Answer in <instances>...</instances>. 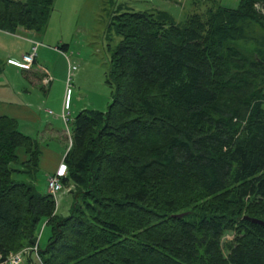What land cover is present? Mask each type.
Returning <instances> with one entry per match:
<instances>
[{"label":"trees","instance_id":"trees-1","mask_svg":"<svg viewBox=\"0 0 264 264\" xmlns=\"http://www.w3.org/2000/svg\"><path fill=\"white\" fill-rule=\"evenodd\" d=\"M53 1L0 0V30L40 33ZM203 3L112 15L111 101L72 120L68 214L35 186L38 140L0 115V262L37 242L25 264H264V0Z\"/></svg>","mask_w":264,"mask_h":264},{"label":"rangeland","instance_id":"rangeland-1","mask_svg":"<svg viewBox=\"0 0 264 264\" xmlns=\"http://www.w3.org/2000/svg\"><path fill=\"white\" fill-rule=\"evenodd\" d=\"M234 8L239 0H217ZM46 27L39 34V51L29 71L7 67L0 54L3 69L0 73V115L16 119L18 129L37 139L41 155L37 165L35 186L46 191L51 168L62 162L70 144L72 120L82 109L104 111L111 101V87L105 82L111 53L121 37L110 27L112 15L122 11L150 9L167 11L176 22H183L193 12H204L203 0H54ZM208 1H206L207 3ZM27 30V29H26ZM34 33V32H33ZM8 37L0 33L4 43ZM9 40V39H8ZM22 39H12L15 50ZM11 45V44H8ZM34 45V44H33ZM66 46V48H65ZM44 47L43 49H41ZM29 47L26 48L27 51ZM32 47L27 51L31 52ZM68 60L76 66L69 82ZM49 69L52 80L45 84ZM67 98L68 104L65 101ZM67 108H64L65 105ZM65 114L67 121L62 117ZM20 160L26 158L23 147L17 148ZM55 172V171H54ZM53 172V173H54ZM13 177L27 180L24 173ZM58 214H68L71 196L60 193L56 202ZM50 227L42 224L38 244L44 247ZM225 233L223 241L231 239ZM25 264V261L21 262Z\"/></svg>","mask_w":264,"mask_h":264},{"label":"built area","instance_id":"built-area-1","mask_svg":"<svg viewBox=\"0 0 264 264\" xmlns=\"http://www.w3.org/2000/svg\"><path fill=\"white\" fill-rule=\"evenodd\" d=\"M37 45H38V43L36 42L34 44V46L32 47V51L24 53L22 55V59L20 61L8 59L7 62L9 64L15 65L21 69L30 68L32 63L35 60V57H36ZM67 64H68V69H67L68 80H67V82H69L72 75L74 74V72L76 70V66H74V64H72L69 60H68ZM50 80H51V77L48 75V73L45 74V78H44L43 82L45 84H47L50 82ZM64 108H66V106H64ZM62 117L66 121L68 120L65 117V114H63V113H62ZM65 175H66V165L63 162H61L58 165V168L55 170V172L47 176L46 188H47V191L53 195L55 203L57 202V199H58V196L60 193L68 192L71 188V186L64 187L62 182H61V178L64 177ZM30 254H33L39 260L37 242L33 246H28V247H25V248L19 250L18 252L9 254V256L5 260L1 261L0 264H21L23 259L27 255H30Z\"/></svg>","mask_w":264,"mask_h":264},{"label":"crops","instance_id":"crops-1","mask_svg":"<svg viewBox=\"0 0 264 264\" xmlns=\"http://www.w3.org/2000/svg\"><path fill=\"white\" fill-rule=\"evenodd\" d=\"M33 32L34 31H32V30H26V29L21 28V27L17 28L16 32H14V33H9V32H5V31H1L0 30V33L6 35L8 37H12V39L16 40V39L20 38V39H22L21 41H24V42H22V44L20 46H18V48H17L18 51L15 50L14 46L16 44L15 45L12 44V39L11 38H6V41H4V43H2L0 41V54H2L1 57L5 61V64H6L7 67L13 68L14 71L16 69H21V68L15 66V65L9 64L7 62V60L8 59H13V60L20 61L22 59V55L24 53H27V51L31 47L34 46L33 44H35L36 42L39 44V34H37V32H34V33ZM8 44H11V45H8ZM27 47H29V49L27 51H25ZM43 48L44 47H42L41 49H43ZM65 48H66V46H65ZM38 51H39V47L37 45L36 57L38 56ZM36 57H35V62H36ZM46 70H47V73L51 77V80H52L53 79L52 78V74L50 73L49 69L46 68ZM65 101L68 104L67 98H66ZM66 108H67V106H66ZM22 133H24V132H22ZM24 134H26V133H24ZM26 135H28V134H26ZM57 168H58V166H57ZM55 170H56V168L55 169L51 168V170L48 172V174L49 175L52 174Z\"/></svg>","mask_w":264,"mask_h":264},{"label":"water","instance_id":"water-1","mask_svg":"<svg viewBox=\"0 0 264 264\" xmlns=\"http://www.w3.org/2000/svg\"><path fill=\"white\" fill-rule=\"evenodd\" d=\"M245 218L248 219V217H245ZM250 220L252 222H254V223L264 225V221L263 220H260V219H257V218H251Z\"/></svg>","mask_w":264,"mask_h":264}]
</instances>
